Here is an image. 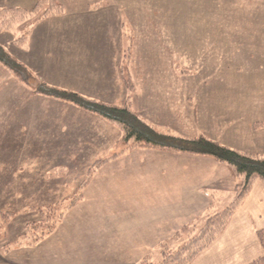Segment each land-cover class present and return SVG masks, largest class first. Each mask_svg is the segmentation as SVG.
I'll return each instance as SVG.
<instances>
[{
    "label": "rangeland",
    "instance_id": "1",
    "mask_svg": "<svg viewBox=\"0 0 264 264\" xmlns=\"http://www.w3.org/2000/svg\"><path fill=\"white\" fill-rule=\"evenodd\" d=\"M57 1L63 12L40 21L42 13L0 18V46L15 63L0 61V169L12 180L0 188V210L12 212L3 225L0 220V249L12 259L51 236L111 162H133L138 180L131 189L163 188L150 186L148 165L137 161L148 156L154 165L201 157L224 166L210 156L125 141L118 123L46 95L42 86L128 106L163 136L205 137L264 158V0ZM35 4L0 0V9L31 11ZM223 185L216 212L234 197V183ZM50 189L60 195L46 203ZM206 217L182 237L165 240V248L186 243ZM161 246L141 264L161 261Z\"/></svg>",
    "mask_w": 264,
    "mask_h": 264
},
{
    "label": "crops",
    "instance_id": "2",
    "mask_svg": "<svg viewBox=\"0 0 264 264\" xmlns=\"http://www.w3.org/2000/svg\"><path fill=\"white\" fill-rule=\"evenodd\" d=\"M187 81L184 84L188 85ZM182 91L186 96L189 88ZM21 133L25 139V125ZM140 160L148 165L150 186L161 182L163 188L131 189L136 179L133 162H111L83 189L82 201L64 216L51 236L35 247L18 249L15 259L4 256L0 249V264H141L144 258L151 259L157 246L164 249L165 240L178 239L194 230L191 224L197 218L207 215V220L222 212L215 211L216 194L223 192L224 181L234 183V193L235 177L212 159L175 157L160 165H154L149 156L147 162ZM0 171V188L10 186V174ZM58 195L59 191L50 189L46 203H53ZM261 229L264 183L258 181L226 229L191 264H251L264 254L258 238Z\"/></svg>",
    "mask_w": 264,
    "mask_h": 264
},
{
    "label": "trees",
    "instance_id": "3",
    "mask_svg": "<svg viewBox=\"0 0 264 264\" xmlns=\"http://www.w3.org/2000/svg\"><path fill=\"white\" fill-rule=\"evenodd\" d=\"M63 10V5L57 0H36V4L31 11L23 10L21 7L1 8L0 18L8 16L15 18L19 15V17L23 19L26 16L32 17L36 16L38 13H42L43 15L41 14L38 19L36 18V21H40L50 15H59ZM0 61L9 66L15 65L13 59L2 46H0ZM40 91L46 95L73 102L86 111L88 110L118 123L123 127L125 141H131L142 147L154 148L164 146L170 147L169 149H175L179 152L210 156L218 163L227 167L236 178L234 198L231 204L222 212L209 216L204 226L179 248L173 250H168L166 248L162 249L161 261L157 264H191L192 261L200 253L209 248L215 239L226 229L231 216L248 197L253 185L257 181L264 183L263 157L247 155L241 151L221 145L220 143L205 137L183 140L170 136H163L160 133L155 132L150 125L146 124L137 115L132 113L128 106L100 102L95 99L84 97L73 91L49 88V86H42ZM165 140L166 143H163L162 141ZM80 197L81 195L78 196V199H80ZM72 206L73 204H70L69 209ZM51 207L52 206L49 205L46 208ZM11 213L12 212L0 211L2 225ZM62 215L64 216V214L59 215L58 222L61 217L63 218ZM1 228L4 227L1 226ZM51 233L52 231L48 232L44 237L41 236L40 241ZM258 238L264 250V229L258 231ZM149 264L156 263L149 262ZM251 264H264V254Z\"/></svg>",
    "mask_w": 264,
    "mask_h": 264
}]
</instances>
